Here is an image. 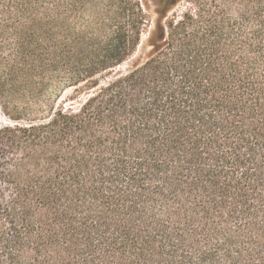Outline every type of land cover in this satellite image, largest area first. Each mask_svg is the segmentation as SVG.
<instances>
[{"label": "trees", "instance_id": "trees-1", "mask_svg": "<svg viewBox=\"0 0 264 264\" xmlns=\"http://www.w3.org/2000/svg\"><path fill=\"white\" fill-rule=\"evenodd\" d=\"M181 1L0 0V264H264V0Z\"/></svg>", "mask_w": 264, "mask_h": 264}, {"label": "rangeland", "instance_id": "rangeland-1", "mask_svg": "<svg viewBox=\"0 0 264 264\" xmlns=\"http://www.w3.org/2000/svg\"><path fill=\"white\" fill-rule=\"evenodd\" d=\"M190 2L189 0H182L174 9V12L178 14H182V12L186 9L187 6H189ZM129 63H125L115 69L113 74H116L118 71H124L128 68ZM72 93L71 89L66 90L64 93H62L61 98L58 99L57 104H66L67 106H72L73 104L77 103V100H69V96ZM0 122L2 123H10L12 120L2 111L0 107Z\"/></svg>", "mask_w": 264, "mask_h": 264}]
</instances>
